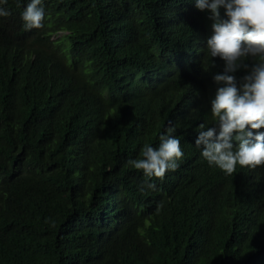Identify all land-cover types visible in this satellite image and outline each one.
Here are the masks:
<instances>
[{
  "label": "trees",
  "instance_id": "trees-1",
  "mask_svg": "<svg viewBox=\"0 0 264 264\" xmlns=\"http://www.w3.org/2000/svg\"><path fill=\"white\" fill-rule=\"evenodd\" d=\"M27 0L0 18V264H264V165L231 176L211 126V34L191 0ZM244 70L237 73L238 77ZM176 171L128 166L169 126Z\"/></svg>",
  "mask_w": 264,
  "mask_h": 264
},
{
  "label": "clouds",
  "instance_id": "clouds-1",
  "mask_svg": "<svg viewBox=\"0 0 264 264\" xmlns=\"http://www.w3.org/2000/svg\"><path fill=\"white\" fill-rule=\"evenodd\" d=\"M0 0V18L10 16ZM23 3V0H21ZM210 21L211 34L204 48L222 64L212 81L215 93L209 100L212 125H199L195 146L209 166L231 176L237 167L264 165V0H191ZM44 0H27L21 12L25 30L44 26ZM245 74L241 77L237 73ZM169 126L159 135L158 146L145 143L140 156L127 161L141 172V186L155 190L153 179L176 171L183 160L181 141Z\"/></svg>",
  "mask_w": 264,
  "mask_h": 264
}]
</instances>
